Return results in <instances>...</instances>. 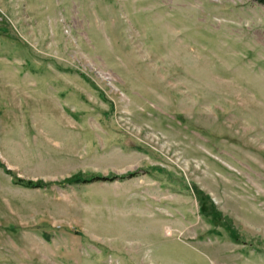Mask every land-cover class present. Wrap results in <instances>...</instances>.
Instances as JSON below:
<instances>
[{
  "label": "rangeland",
  "instance_id": "obj_1",
  "mask_svg": "<svg viewBox=\"0 0 264 264\" xmlns=\"http://www.w3.org/2000/svg\"><path fill=\"white\" fill-rule=\"evenodd\" d=\"M0 161V264H264V3L0 0Z\"/></svg>",
  "mask_w": 264,
  "mask_h": 264
},
{
  "label": "trees",
  "instance_id": "obj_2",
  "mask_svg": "<svg viewBox=\"0 0 264 264\" xmlns=\"http://www.w3.org/2000/svg\"><path fill=\"white\" fill-rule=\"evenodd\" d=\"M260 2H263L264 3V0H259ZM0 165H4L3 163H1V161H0ZM6 170L8 171V172H10V170L8 169V168H6ZM136 173H130L128 176H133V175H135ZM127 176V177H128ZM115 177H117V176H114V175H111V176H105V175H95V176H93L92 178H83L84 179V181H89V182H92V181H96V180H108V179H113V178H115ZM73 179H75V178H73ZM78 179V178H77ZM28 184V183H27ZM31 185V184H30Z\"/></svg>",
  "mask_w": 264,
  "mask_h": 264
}]
</instances>
